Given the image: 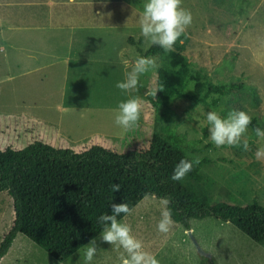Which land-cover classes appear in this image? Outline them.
Listing matches in <instances>:
<instances>
[{"label":"rangeland","instance_id":"rangeland-1","mask_svg":"<svg viewBox=\"0 0 264 264\" xmlns=\"http://www.w3.org/2000/svg\"><path fill=\"white\" fill-rule=\"evenodd\" d=\"M145 2L101 0V14L94 21L86 18L84 30L74 33L78 43L74 55L62 51L55 60L35 56L28 61L17 59L20 52L13 49L0 52V150H22L40 142L75 153L99 146L124 154L146 149L154 133L169 129L183 138L190 157L212 161L201 167V173L218 185L214 201L237 206L256 201L264 207V157H256L264 141L249 126V151L242 146L218 148L209 139L206 120L209 111L226 117L233 110L250 109L264 130V0H182L192 23L174 51L187 58L191 73L186 97L170 102L159 118L146 97L156 95V70L167 64L164 50L153 56L157 66L140 77L136 90L125 93L116 87L142 57L139 49L144 53L152 45L139 25ZM47 36L39 33L32 39L34 46L44 48ZM205 79L247 88L234 95L197 96L196 84ZM133 96L144 103L138 126L125 131L115 124L113 110ZM158 200L143 199L120 221L131 226L159 264H264V245L213 217L190 220L189 230L176 223L168 234L158 232ZM13 220L12 199L0 192V241ZM188 231L210 258L199 255ZM100 235L95 238L98 253L92 264H120L123 249L103 242ZM0 264H84V248L57 262L18 234Z\"/></svg>","mask_w":264,"mask_h":264},{"label":"trees","instance_id":"trees-1","mask_svg":"<svg viewBox=\"0 0 264 264\" xmlns=\"http://www.w3.org/2000/svg\"><path fill=\"white\" fill-rule=\"evenodd\" d=\"M128 42L133 44L131 38ZM161 52L158 45H151L144 53L139 49L142 57ZM190 73L184 55L175 51L167 54V64L156 70V95L146 97L158 118L170 102L186 97ZM245 88L205 79L196 84L195 94L234 95ZM248 88L255 93L254 88ZM250 126L253 131L260 128L257 118ZM181 159L195 158L187 154L183 138L169 129L154 133L146 149L124 154L99 146L75 153L40 142L22 150H0V192L6 191L11 197L14 213L9 231L0 241V261L16 236L22 234L55 261L63 262L102 234L98 218L111 214L113 203H126L132 210L146 193L158 199L170 198L172 219L185 230L190 229L192 219L213 217L264 245V207L256 201L244 206L214 201L218 185L201 173L203 165L212 163L207 158L198 159L199 164L183 180L173 181V169ZM115 184L120 185V191L114 193L111 186ZM126 215L121 214L118 220Z\"/></svg>","mask_w":264,"mask_h":264},{"label":"clouds","instance_id":"clouds-1","mask_svg":"<svg viewBox=\"0 0 264 264\" xmlns=\"http://www.w3.org/2000/svg\"><path fill=\"white\" fill-rule=\"evenodd\" d=\"M192 23L190 10L182 7V0H146L140 14L139 25L141 35L152 45H158L166 53L174 51V45L186 32ZM182 42V41H181ZM156 61L153 57L138 56L131 66V70L126 72L125 79L117 82L116 87L122 92L136 90L142 75L155 68ZM194 86V85H193ZM155 95V94H154ZM144 101L133 96L119 103L114 109L115 124L125 131L138 126ZM209 139L216 147H241L244 151H249L248 129L252 124L253 114L248 111H231L226 117H222L218 111L206 113ZM255 136L264 141V130L254 129ZM256 157H264V146L256 151ZM199 160L181 159L173 169L171 179L181 181L192 170L194 165H198ZM112 192H119L120 185L111 186ZM145 200L157 199L150 193H146ZM160 219L157 223V230L162 234L172 231L176 222L172 219L173 212L169 207L170 198H159ZM131 209L126 203H113L111 214H102L98 218V223L103 225L100 239L117 248H122L119 260L120 264H159L156 257L145 249L142 240L132 233V228L128 223L121 222L118 217L121 214H130ZM179 247V244L176 245ZM84 248V264H92L94 257L98 253L96 239H91Z\"/></svg>","mask_w":264,"mask_h":264},{"label":"crops","instance_id":"crops-1","mask_svg":"<svg viewBox=\"0 0 264 264\" xmlns=\"http://www.w3.org/2000/svg\"><path fill=\"white\" fill-rule=\"evenodd\" d=\"M100 5L101 0H0V52L13 49L20 52L17 59L28 61L55 60L62 51L74 55V33L84 30L86 18L94 21L101 14ZM39 33L48 35L44 48L34 46Z\"/></svg>","mask_w":264,"mask_h":264},{"label":"water","instance_id":"water-1","mask_svg":"<svg viewBox=\"0 0 264 264\" xmlns=\"http://www.w3.org/2000/svg\"><path fill=\"white\" fill-rule=\"evenodd\" d=\"M188 235H189L190 239L192 240L194 246L196 247V249H197L199 255L206 256V257L210 258V255L205 254L204 251H202V250L199 248L197 242H196L195 239L192 237L190 231H188Z\"/></svg>","mask_w":264,"mask_h":264}]
</instances>
